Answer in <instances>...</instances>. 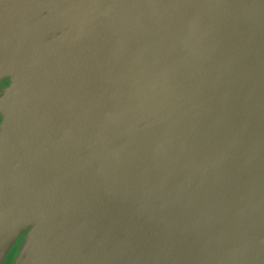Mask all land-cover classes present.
Here are the masks:
<instances>
[{"label": "water", "instance_id": "1", "mask_svg": "<svg viewBox=\"0 0 264 264\" xmlns=\"http://www.w3.org/2000/svg\"><path fill=\"white\" fill-rule=\"evenodd\" d=\"M12 253L264 264V0H0Z\"/></svg>", "mask_w": 264, "mask_h": 264}, {"label": "flooded vegetation", "instance_id": "2", "mask_svg": "<svg viewBox=\"0 0 264 264\" xmlns=\"http://www.w3.org/2000/svg\"><path fill=\"white\" fill-rule=\"evenodd\" d=\"M14 251H15V250H14ZM14 251H13V253H14ZM13 253L8 257V259L6 260L5 264H12Z\"/></svg>", "mask_w": 264, "mask_h": 264}]
</instances>
